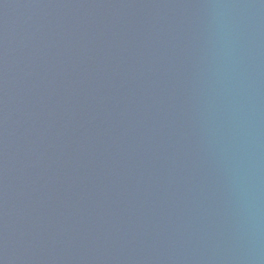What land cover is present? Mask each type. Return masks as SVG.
<instances>
[{
    "label": "water",
    "instance_id": "water-1",
    "mask_svg": "<svg viewBox=\"0 0 264 264\" xmlns=\"http://www.w3.org/2000/svg\"><path fill=\"white\" fill-rule=\"evenodd\" d=\"M0 264H264V0H0Z\"/></svg>",
    "mask_w": 264,
    "mask_h": 264
}]
</instances>
